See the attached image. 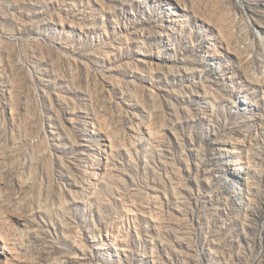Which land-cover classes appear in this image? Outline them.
<instances>
[{
	"label": "rangeland",
	"instance_id": "rangeland-1",
	"mask_svg": "<svg viewBox=\"0 0 264 264\" xmlns=\"http://www.w3.org/2000/svg\"><path fill=\"white\" fill-rule=\"evenodd\" d=\"M0 264H264V0H0Z\"/></svg>",
	"mask_w": 264,
	"mask_h": 264
}]
</instances>
